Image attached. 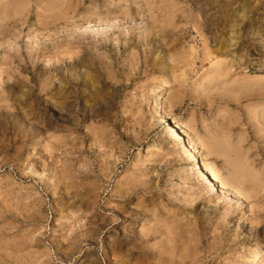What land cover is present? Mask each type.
I'll return each instance as SVG.
<instances>
[{"label": "rangeland", "instance_id": "374dc122", "mask_svg": "<svg viewBox=\"0 0 264 264\" xmlns=\"http://www.w3.org/2000/svg\"><path fill=\"white\" fill-rule=\"evenodd\" d=\"M0 264H264V0H0Z\"/></svg>", "mask_w": 264, "mask_h": 264}, {"label": "bare ground", "instance_id": "6f19581e", "mask_svg": "<svg viewBox=\"0 0 264 264\" xmlns=\"http://www.w3.org/2000/svg\"><path fill=\"white\" fill-rule=\"evenodd\" d=\"M62 102V101H61ZM175 126V125H174ZM174 135V134H173ZM175 136V135H174ZM181 136V135H180ZM173 138H175V137H173ZM187 140V139H186ZM181 141V140H180ZM190 143V142H189ZM187 144V143H184V147H185V150H190V144ZM189 155H190V159H189V162H196V168L198 169V170H200V171H202V172H204V174H205V178H206V181L211 185V186H214V183L216 182V179H217V177L215 176V174L213 173V172H209L207 169L205 170V169H203L202 168V166H200L199 164L200 163H197V161H196V157H195V155L191 152V153H189ZM208 171V172H207ZM207 183V184H208ZM208 184V185H209ZM216 184V183H215ZM207 185V186H208ZM217 186V185H216ZM236 196V195H235ZM257 258V257H256ZM260 258V257H259ZM253 262V261H252Z\"/></svg>", "mask_w": 264, "mask_h": 264}]
</instances>
